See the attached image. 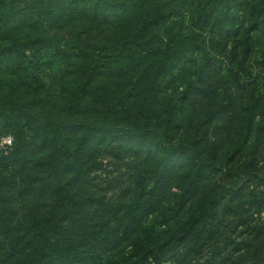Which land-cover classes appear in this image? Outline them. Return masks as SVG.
<instances>
[{
  "label": "trees",
  "instance_id": "1",
  "mask_svg": "<svg viewBox=\"0 0 264 264\" xmlns=\"http://www.w3.org/2000/svg\"><path fill=\"white\" fill-rule=\"evenodd\" d=\"M5 137L0 264H264V0H0Z\"/></svg>",
  "mask_w": 264,
  "mask_h": 264
},
{
  "label": "rangeland",
  "instance_id": "2",
  "mask_svg": "<svg viewBox=\"0 0 264 264\" xmlns=\"http://www.w3.org/2000/svg\"><path fill=\"white\" fill-rule=\"evenodd\" d=\"M8 138L5 137L0 142V147L4 148V143H8ZM10 139V138H9ZM6 141V142H5ZM127 159H119L116 157H107L102 159L100 170L95 172L96 181L99 184V188L103 191L107 198L112 197V194L116 193L117 188L121 185L122 180L126 179L127 170L123 168V164ZM126 173L121 177L122 173Z\"/></svg>",
  "mask_w": 264,
  "mask_h": 264
},
{
  "label": "built area",
  "instance_id": "3",
  "mask_svg": "<svg viewBox=\"0 0 264 264\" xmlns=\"http://www.w3.org/2000/svg\"><path fill=\"white\" fill-rule=\"evenodd\" d=\"M6 142V141H5ZM8 143H10V139L8 138Z\"/></svg>",
  "mask_w": 264,
  "mask_h": 264
}]
</instances>
